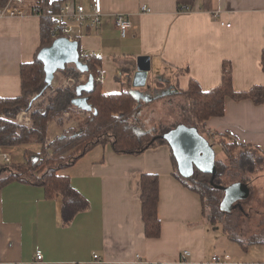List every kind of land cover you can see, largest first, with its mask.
<instances>
[{
  "label": "crops",
  "instance_id": "obj_1",
  "mask_svg": "<svg viewBox=\"0 0 264 264\" xmlns=\"http://www.w3.org/2000/svg\"><path fill=\"white\" fill-rule=\"evenodd\" d=\"M25 1L26 6L33 5V0ZM72 1L90 7V0ZM101 3L98 28L83 25L76 29L78 38L74 41L81 54L100 59L103 94L129 92L128 75L142 56L149 57V77L155 84L153 100L148 103L159 105L161 110L162 102L177 97L182 100L181 114L185 100L177 93L187 90L191 79L203 91L217 87L224 61L231 64L235 91H248L255 85L264 88L260 67L264 0H194L191 6L181 7L177 0ZM142 7L149 12L141 11ZM182 7H188L189 12L181 13ZM115 15H124L130 22L124 39L113 26ZM41 18L29 15L0 19V98L20 96V67L35 58L42 41ZM81 78L80 85H84L87 74ZM159 100L161 103H157ZM144 103L138 102L139 110ZM205 130L208 135L227 134L238 144L255 146L264 153V103L257 106L250 100L226 98L223 117L207 120ZM30 146L16 148L32 151ZM0 148L4 154L12 149ZM23 162L24 158L15 164ZM172 170L168 146L141 155H118L110 145L94 147L67 173L72 187L88 201L89 209L65 226L60 222L59 201L47 199L41 187L20 182L2 187L0 264H178L182 251L190 253L185 264H264V245L243 248L224 233L208 240L210 225L202 215L199 196L185 188ZM144 174L158 176L161 231L156 239L144 235L139 187ZM38 251L43 257L41 263L34 262ZM214 256L230 259L214 263Z\"/></svg>",
  "mask_w": 264,
  "mask_h": 264
},
{
  "label": "trees",
  "instance_id": "obj_2",
  "mask_svg": "<svg viewBox=\"0 0 264 264\" xmlns=\"http://www.w3.org/2000/svg\"><path fill=\"white\" fill-rule=\"evenodd\" d=\"M64 1L33 0V5L40 6L44 14L40 22L42 41L34 60L20 67V96L0 98V146L22 147L34 144L39 146V151L32 152L25 149L23 163L0 166V189L13 182L41 187L47 199L59 201L60 222L63 226L69 225L75 216L89 209V203L72 187L68 176L59 174L61 169L72 166L98 145H110L113 152L118 155H141L147 150L168 146L163 136L181 123L195 128L203 137L210 138L212 144H217L221 148L223 155L221 158L215 157L214 174H205L194 168L190 177L183 178L178 172L171 152L174 177L185 188L199 196L202 215L211 226L221 224L224 234L230 240L243 244L237 231L240 220L249 217L245 209L246 204L240 203L241 205L238 206L235 203L230 212L221 211L223 189L240 183L249 189L251 195L253 193L251 186L259 178L257 174L264 170V153L255 146L238 144L227 134L208 135L205 122L213 117H223L226 98L234 101L250 100L257 106L262 105L264 88L255 85L248 91H235L232 68L228 61L222 64L221 82L217 87L203 91L197 81L191 79L187 90L178 91L177 94L185 100L181 111V122L172 126H160L156 134L141 131L138 125H135L133 118L138 113L139 107L127 90L118 94L102 93L100 82L95 80L100 67V59L95 55H87L84 57L85 60L83 59L92 73L94 82L91 92L82 95L87 98L93 111L87 113L89 116L78 129H63L60 136L52 140L47 137L48 124L57 119L61 128L60 116L74 108L71 101L76 96L75 87L57 89L54 95L48 98L45 107L33 111L30 127L18 126L13 122L21 111L31 108V97L42 96L49 88L44 82L43 66L37 60V54L53 42L51 31L56 27V22L50 16L59 12ZM7 2L8 0H0V6ZM193 2L194 0H177V5L191 6ZM78 50L82 57L80 49ZM260 67L264 72V50L261 53ZM63 72L76 79L82 76L74 67L66 68ZM139 187L144 235L146 238H159L161 225L157 216L158 176L141 175ZM259 216L264 218V210ZM222 221L225 222L222 224ZM251 239L255 240L252 242ZM250 245H264V232L251 235L247 244L241 247L247 248Z\"/></svg>",
  "mask_w": 264,
  "mask_h": 264
},
{
  "label": "water",
  "instance_id": "obj_3",
  "mask_svg": "<svg viewBox=\"0 0 264 264\" xmlns=\"http://www.w3.org/2000/svg\"><path fill=\"white\" fill-rule=\"evenodd\" d=\"M79 44L77 41H70L65 37H60L45 47L37 54V60L41 62L44 71V82L49 87L52 84L54 75L59 71H64L68 65L82 75L87 74V82L76 87V96L71 101V105L83 112L93 111L88 104L83 93H89L93 89V76L89 73V68L81 62L79 55ZM150 60L147 56L138 57L135 61L132 73L128 75L131 96L136 102L144 101L148 103L153 98L155 84L149 77ZM163 138L176 161L179 174L183 178L190 177L194 168L205 174L215 173V153L208 140L200 135L193 127L177 125L167 132ZM224 197L220 204L223 212H230L235 203L249 197V189L240 183L231 185L223 189Z\"/></svg>",
  "mask_w": 264,
  "mask_h": 264
},
{
  "label": "rangeland",
  "instance_id": "obj_4",
  "mask_svg": "<svg viewBox=\"0 0 264 264\" xmlns=\"http://www.w3.org/2000/svg\"><path fill=\"white\" fill-rule=\"evenodd\" d=\"M71 67L72 66H67L66 68ZM80 84H83V79L81 77L76 79L72 76H69L63 71L57 72L54 75V79L52 81L51 86H49V88L44 92V94L42 96L31 97V108L29 110H23L24 114L20 113V115L18 116L19 118L15 117L13 122L18 126L30 127L32 124L31 115L33 111L38 108L45 107L48 103V98L52 97L57 89L74 88V86H78ZM165 102L166 101L162 102V105L164 107L163 110L159 109L160 106L157 104L144 103L143 107L138 111L136 115H134L133 118L136 122L135 125H138L137 127L139 130L149 131L152 134H156L157 129L162 125L172 126L181 122L182 118L181 114L179 113V108L182 106V100L179 98L177 99V97H175L169 100L167 103ZM157 103H161L160 100ZM88 116L89 114H87V112L74 111L72 109L68 113H63L60 116V120L62 122L61 128L63 130L71 128L73 126L72 129H78L79 126L83 124L84 119H86ZM27 120L29 121V124L25 125L27 123ZM57 121L59 120L55 119V121H52L48 124L47 137L49 140H52L55 136L58 135L59 124ZM62 130H60V134L63 132ZM209 143L213 146L215 157L221 158L223 155L221 148L217 144H212V140H209ZM30 148L32 149V151L34 149V152L35 150L39 151V146L37 145L33 144L30 146ZM23 153L24 152L20 151L19 148L12 147L9 152H6L10 159L8 165H12V163L15 164L17 162H21L24 158ZM4 165L5 162L2 157H0V166ZM71 167L72 166L61 169L59 171V174L68 176L67 173L70 172ZM257 175L259 176V178L255 180L254 184L251 186V190H253V193L249 195L248 199L246 198V200H240V202L236 203V205L238 206L241 205L240 203L246 204L245 209L249 213V217L247 219L243 218V220H240L238 227L239 231H237L239 238L243 240V244H241L242 246L247 244V240L251 237V235L256 234L260 231L264 232V218L259 216L263 214L264 210V170L262 171V173H258ZM248 208H250V210H248ZM224 222L225 221H222L221 223L223 224ZM209 227L210 228H208L207 235L208 240L210 241H212L213 235H220L224 233L223 226L221 224H217L215 228H212L213 226L211 225ZM254 240L255 239H251L252 242ZM255 249H257L258 251L260 250L258 248ZM251 258L258 259L259 257L251 256Z\"/></svg>",
  "mask_w": 264,
  "mask_h": 264
},
{
  "label": "built area",
  "instance_id": "obj_5",
  "mask_svg": "<svg viewBox=\"0 0 264 264\" xmlns=\"http://www.w3.org/2000/svg\"><path fill=\"white\" fill-rule=\"evenodd\" d=\"M141 11L149 12V9L142 7ZM181 13L189 12L188 7H182L180 10ZM29 15H34L37 17H43L44 14L42 12V8L36 5L26 6L25 0H8V2L2 6H0V19L3 18H22ZM218 12H215L213 16H217ZM55 22L56 27L52 29L51 36L53 39L60 37H65L70 41L76 40L77 35L75 34L76 29L81 28L83 25L91 29H96L101 23L102 17V3L101 0H90V7L86 9L83 5L76 4L72 0H65L58 13L50 16ZM113 26L118 32L121 39H124L127 35L128 30L130 29V22L128 18L124 15H115L113 19ZM88 54H82L81 60L84 57H87ZM94 56V55H88ZM85 60V59H84ZM100 74L97 75L96 81L101 82ZM24 114V112H20ZM20 113L16 116L20 115ZM29 121L25 125H28ZM0 157L4 160L5 164H8L9 158L6 154L3 153L0 148ZM182 259L178 264H185L186 258L190 256L188 251H182L181 253ZM42 254L38 251L35 253L34 262L41 263L42 262ZM94 259H98L97 256H94ZM229 256H224L220 259L217 256L212 257V262L219 263L229 260ZM80 264V263H74Z\"/></svg>",
  "mask_w": 264,
  "mask_h": 264
}]
</instances>
